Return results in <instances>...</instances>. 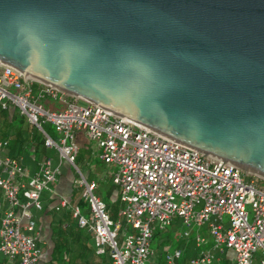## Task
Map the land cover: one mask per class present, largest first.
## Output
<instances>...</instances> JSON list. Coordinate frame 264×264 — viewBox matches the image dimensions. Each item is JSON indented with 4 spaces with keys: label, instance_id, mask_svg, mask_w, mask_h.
I'll return each mask as SVG.
<instances>
[{
    "label": "water",
    "instance_id": "obj_1",
    "mask_svg": "<svg viewBox=\"0 0 264 264\" xmlns=\"http://www.w3.org/2000/svg\"><path fill=\"white\" fill-rule=\"evenodd\" d=\"M0 65L264 178V0H0Z\"/></svg>",
    "mask_w": 264,
    "mask_h": 264
},
{
    "label": "built area",
    "instance_id": "obj_2",
    "mask_svg": "<svg viewBox=\"0 0 264 264\" xmlns=\"http://www.w3.org/2000/svg\"><path fill=\"white\" fill-rule=\"evenodd\" d=\"M0 107L16 110L40 135L41 146L55 150L58 160L54 164L44 156L29 174L21 158L5 153L8 141L0 140V192L5 202L0 256L8 264H39L40 248L29 209H42L40 196L57 182L62 162L78 175L73 189L79 190L87 212L85 216L65 198H59L52 210H68L76 227L89 235L94 254L108 257L100 264H150L153 234L164 232L173 218L180 220L183 238L192 228L206 225L210 241L194 232L196 255L182 261L181 250L173 248L165 252L164 264H219L216 254L225 250L231 252L226 259L232 264H253L257 252V264H264L263 177L150 133L3 65ZM80 131L90 143L91 154L114 168L109 180L119 205L115 221L95 195L96 182L85 179L75 165V134Z\"/></svg>",
    "mask_w": 264,
    "mask_h": 264
},
{
    "label": "trees",
    "instance_id": "obj_3",
    "mask_svg": "<svg viewBox=\"0 0 264 264\" xmlns=\"http://www.w3.org/2000/svg\"><path fill=\"white\" fill-rule=\"evenodd\" d=\"M13 119V108L5 107L2 109L0 107V139H7V149H9L10 156L19 157L22 154L27 153L28 149L31 147H33L34 151L36 152L35 156L38 157V155L44 154L45 150L39 148L42 147L40 135H38L37 132L31 127H27L25 130L13 129ZM28 130H31V133H29ZM77 153V159L80 160V152ZM113 194L114 197L112 198ZM105 200V206L108 211L109 218L111 221H115L117 219L119 205L116 197V191L113 186H111V189L106 193ZM70 202L72 204H77L80 206V208L83 206L84 203L82 202L81 198H79V190H72ZM52 212V218L54 217L51 221L52 225L50 235L52 249L48 262L43 264H100L106 261L105 259L101 257L99 258L94 254L92 245H89V235L83 234L82 231L76 227L75 221L71 218L68 210L62 209L57 212L52 210ZM181 237V229H178L175 230L172 235H167L163 239L164 241L162 240V242L168 240L170 241L171 238L174 239V242H177ZM157 248V253L155 254L153 252L155 255L154 261L153 263L150 261V264H164V254L169 249L159 247L158 244ZM90 252L95 256V261L93 262L88 259ZM0 264L4 263L0 262Z\"/></svg>",
    "mask_w": 264,
    "mask_h": 264
},
{
    "label": "rangeland",
    "instance_id": "obj_4",
    "mask_svg": "<svg viewBox=\"0 0 264 264\" xmlns=\"http://www.w3.org/2000/svg\"><path fill=\"white\" fill-rule=\"evenodd\" d=\"M78 104L84 105L82 101H79ZM13 129L21 130V129H27V125L24 121V119L18 115L16 110H14V119L12 122ZM29 133H31V130H28ZM51 135L54 136V134L50 131ZM76 145H79V142H76ZM46 155L51 157L53 161H56V153L55 150L49 149L46 150ZM80 155V153H79ZM86 159H88L87 164L81 163L79 159L75 161V165L78 168L79 172L82 174V176L89 180L92 179L96 182L97 184V189L95 190V195L98 196L105 204V195L106 193L111 189V183L109 180V176L111 172H113V167L112 166H104L102 165L96 158V156H93L90 152H87ZM61 180L60 184L65 186L66 191H69L71 188L73 189L75 185V179L78 178V175L74 172V170L66 165L65 163H62L61 165ZM72 178V180H71ZM71 181V182H70ZM71 183V186H70ZM114 197V194H113ZM80 207V206H79ZM81 212L86 216L87 212V205L84 203L83 206H81ZM247 211L250 212L249 207H247ZM225 220V217L223 218ZM183 226L180 224L179 220L177 218L172 219L171 226L167 227V229L164 232H155L153 234V237L151 239L150 243V248L151 250L156 254L158 251L157 244L159 247H162L164 249H173V248H178L181 250V258H186V257H193L196 255V253L199 251V248H196L194 246L193 242V233L198 232L201 236H203L207 243L210 241L209 236L207 235V228L206 225L200 227V228H192L191 234L187 238L181 237L177 242H174V239L171 238L169 241L162 242V240L168 235H172L175 230L181 229L182 230ZM168 232V234H167ZM164 241V240H163ZM174 242V243H173ZM173 243V244H172ZM172 244V245H170ZM89 245H91V241L89 240ZM165 245H170V246H165ZM207 245V244H206ZM229 253V251H224V254H216L217 257L220 259L219 264H232L230 260L226 259V254ZM155 255L153 254V257L151 258V263L154 261ZM100 258V257H99ZM101 258L105 259L106 261L108 260V257L101 256ZM259 258V253L257 252L254 256L253 259V264H257V259ZM45 253L42 254L41 258L39 257V261L43 262L45 260ZM88 259L90 261H95V256L90 252L88 255Z\"/></svg>",
    "mask_w": 264,
    "mask_h": 264
},
{
    "label": "crops",
    "instance_id": "obj_5",
    "mask_svg": "<svg viewBox=\"0 0 264 264\" xmlns=\"http://www.w3.org/2000/svg\"><path fill=\"white\" fill-rule=\"evenodd\" d=\"M25 123H26V121H25ZM26 125L29 128L31 127L27 123H26ZM0 140H7V139H0ZM77 141L79 142V145H77V147H78L77 152H80V162L87 164L89 158L86 159L85 154H87V152L91 151L90 150V143L88 142V140L85 138L83 132H81V131L77 132L75 134V142H77ZM39 148L44 149L43 147H39ZM44 150L46 152L47 149H44ZM5 153L10 156L9 149H7L5 151ZM35 153L36 152L34 151L33 147H31L28 149L27 153L19 156V158H21V162L27 168V171L29 174H32L34 172V170L36 168V163L42 157L47 156L46 153H44V154L38 155V157H37V156H35ZM77 155H78V153H77ZM77 155H76L75 161L77 160ZM12 157H14V156H12ZM51 160L54 164H56L58 162L57 156H56V161L55 160L53 161L52 158H51ZM62 163H64V162H62ZM62 163H61V165H62ZM61 165H60V169H61ZM60 180H61V175L58 178L57 182L51 187L50 191H45L41 194L40 200H41L42 209L40 211L34 210L33 208L29 209V212L32 216V219L35 222L34 232L36 234L37 243H38V246L40 248V256L39 257L41 258L42 254L45 253V258H46L43 262L38 261L39 264H43V263L48 262L49 257H50V253H51V249H52V242L50 239L51 225H52L51 221L54 218V217L52 218V213H53L52 207L56 204V202L59 198L70 199V195H71L72 190H73L71 188L69 191H66L67 189H65V186L60 184ZM71 180H72V178H71ZM70 186H71V183H70ZM112 198H113V195H112ZM4 206H5V202H4L3 197L1 195V192H0V216H1V212L4 208ZM179 232H178V234H179ZM82 233L86 234L84 231H82ZM86 235H88V234H86ZM231 256H232L231 252L226 254V258H231ZM186 259H189V257L183 258L182 261H185ZM0 262L4 263V264H8L5 261V259L2 258L1 256H0ZM10 264H16V262H13Z\"/></svg>",
    "mask_w": 264,
    "mask_h": 264
}]
</instances>
